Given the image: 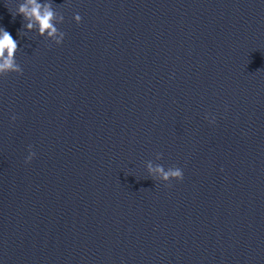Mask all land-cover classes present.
Returning a JSON list of instances; mask_svg holds the SVG:
<instances>
[{"label": "water", "instance_id": "obj_1", "mask_svg": "<svg viewBox=\"0 0 264 264\" xmlns=\"http://www.w3.org/2000/svg\"><path fill=\"white\" fill-rule=\"evenodd\" d=\"M19 2L0 264H264V0H52L59 46Z\"/></svg>", "mask_w": 264, "mask_h": 264}, {"label": "clouds", "instance_id": "obj_2", "mask_svg": "<svg viewBox=\"0 0 264 264\" xmlns=\"http://www.w3.org/2000/svg\"><path fill=\"white\" fill-rule=\"evenodd\" d=\"M16 15L24 19V29L27 31H36L41 38H47L56 45H62L66 34L60 31L58 24L64 22V16L58 14L55 10L52 0H23L18 3ZM77 24L82 22L80 14L74 16ZM18 52V42L11 33L5 28L0 27V77L8 74H23V69L17 63L16 56ZM16 119L15 116L12 117ZM210 124H215L214 116H207ZM36 157V153L29 148V154L26 157V163ZM161 154H157V159H161ZM147 171L151 178L170 184L171 181H182L184 178L183 170L179 167H169L165 169L163 165L147 162Z\"/></svg>", "mask_w": 264, "mask_h": 264}]
</instances>
